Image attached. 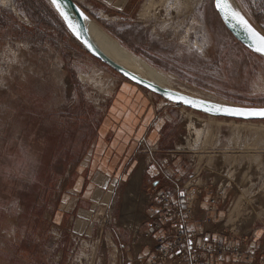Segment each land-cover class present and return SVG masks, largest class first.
<instances>
[{
  "label": "rangeland",
  "instance_id": "1",
  "mask_svg": "<svg viewBox=\"0 0 264 264\" xmlns=\"http://www.w3.org/2000/svg\"><path fill=\"white\" fill-rule=\"evenodd\" d=\"M231 2L264 34V0H246L247 8L241 0ZM213 3L145 0L128 19L79 7L124 49L173 75L178 90L194 89L237 109H264V57L228 32ZM150 42L160 45L163 61L178 74L134 51ZM105 66L75 39L48 0H0V264L111 263L101 247L92 255L86 246L99 223L71 245L57 228L37 223L58 202L67 154L81 156L98 138L102 116L84 99V83L94 67ZM181 108L177 145L194 156L190 171L207 162L218 182L231 184L218 211V231L264 248V122Z\"/></svg>",
  "mask_w": 264,
  "mask_h": 264
},
{
  "label": "crops",
  "instance_id": "2",
  "mask_svg": "<svg viewBox=\"0 0 264 264\" xmlns=\"http://www.w3.org/2000/svg\"><path fill=\"white\" fill-rule=\"evenodd\" d=\"M74 1L86 11L128 19L145 0ZM109 69L94 67L85 76L84 99L93 105L98 118L102 116L98 138L81 156L74 151L67 154L60 165L64 179L55 186L58 202L46 221H37L60 230L68 245L87 238L102 218L112 215L126 214L132 221L150 228V215L157 209L154 195L166 193L174 202H183L185 198L179 196L178 187L190 177L193 167L190 159L194 156H187L189 152L178 150L177 145L181 106ZM139 148L145 152H138ZM212 196V191L203 194L186 231L218 240L222 237L216 227L221 214L218 211L224 203L218 202L210 211ZM40 225H35L38 230ZM167 229L166 234L172 238L170 227ZM117 231L118 242L125 249L124 264H145L155 259L157 240L152 242L151 249L131 248L130 234ZM242 244L245 250L254 252L251 254L258 263L264 262L263 247ZM218 264L230 261L224 259Z\"/></svg>",
  "mask_w": 264,
  "mask_h": 264
},
{
  "label": "built area",
  "instance_id": "3",
  "mask_svg": "<svg viewBox=\"0 0 264 264\" xmlns=\"http://www.w3.org/2000/svg\"><path fill=\"white\" fill-rule=\"evenodd\" d=\"M197 169H200V164ZM197 169L191 171L190 177L178 187V191L185 193L183 202H174L166 193L154 195L152 199L156 200L157 209L150 215V228L132 221L123 213L102 218L98 222L96 238L87 241L86 246L91 247L92 255L101 247L111 260L110 264H124L125 249L118 242L117 231L123 230L131 236V248L151 249L152 242L157 240L155 259L145 264H218L224 259H229L230 264H264L258 263L252 256L254 252L245 250L242 242L232 243L226 240V235L222 232L220 239L212 240L206 239L205 234L186 231L187 222L193 218L195 207L205 192H213L210 198L212 211L219 201L225 202L231 191V184L218 182L217 176L210 172L207 162L199 171ZM168 226L172 238L166 234L169 231Z\"/></svg>",
  "mask_w": 264,
  "mask_h": 264
},
{
  "label": "bare ground",
  "instance_id": "4",
  "mask_svg": "<svg viewBox=\"0 0 264 264\" xmlns=\"http://www.w3.org/2000/svg\"><path fill=\"white\" fill-rule=\"evenodd\" d=\"M48 1L51 3V0ZM59 3H60V10H57L56 6L53 5L52 3L51 4L60 15L61 12L64 13V15H61V17L65 20L70 30L76 34H79L78 23L75 15L71 11L67 10L61 4L60 1ZM151 7L152 6L146 8V10L144 11V16H146L151 11ZM82 15L84 17L89 38L91 42L96 46V48H98V50H100L106 56H108L114 62L118 63L119 65L126 68L130 72L166 90L181 94L183 96L192 98L197 101H203L205 104L211 106L218 105L220 106V108L237 109L226 102L220 101L215 97H212L211 95L202 93L194 89L181 87V89L178 90V88L176 87V85L178 84L175 85L176 78L173 75L171 74L168 75L158 71L157 69L149 65L146 61H144L142 58H139L134 54L130 53L129 51L124 49L119 44V42H117L114 38H112L109 34H107L101 27H99L95 22L89 19V17H87L86 14L82 12ZM70 25L72 27H70ZM195 45L198 46L199 43L196 41ZM226 225L227 224H224V226Z\"/></svg>",
  "mask_w": 264,
  "mask_h": 264
},
{
  "label": "water",
  "instance_id": "5",
  "mask_svg": "<svg viewBox=\"0 0 264 264\" xmlns=\"http://www.w3.org/2000/svg\"><path fill=\"white\" fill-rule=\"evenodd\" d=\"M61 4L69 11H71L78 23V28H79V34L74 33L73 31L72 34L75 37V39L82 45V47L95 59L103 63L104 65L108 66L130 82L134 83L135 85L144 88L148 90L149 92L156 94L166 100H169L179 106H183L192 110L200 111L212 116L216 117H222L230 120H237V121H247V122H259L263 121L264 122V117L262 116H238V115H230L227 114L223 111H217L215 108H212L211 105L205 104L210 110H205V107H192L188 104H184L182 101L179 99H169V95H173L174 97H180L183 96L181 94L166 90L156 84H153L149 81H146L139 76L135 75L134 73L130 72L126 68L122 67L118 63L114 62L112 59H110L108 56H106L104 53H102L96 46L91 42L86 24L84 21V17L82 15V9L79 7V5L74 1V0H59ZM220 20L222 21L224 27L228 30V32L242 45L247 47L248 49L252 50L251 48V41L248 38L247 33L239 26L237 25L236 27H233L234 21L232 20H224L222 16L219 15ZM253 51V50H252ZM259 54V53H257ZM260 55V54H259ZM264 57V56H263ZM186 97V96H184ZM189 98V97H187ZM191 100H194L192 98H189ZM197 101V100H195ZM199 102V101H198ZM241 110H248V109H241ZM254 110H259V109H254Z\"/></svg>",
  "mask_w": 264,
  "mask_h": 264
},
{
  "label": "snow or ice",
  "instance_id": "6",
  "mask_svg": "<svg viewBox=\"0 0 264 264\" xmlns=\"http://www.w3.org/2000/svg\"><path fill=\"white\" fill-rule=\"evenodd\" d=\"M51 3L56 6L57 10H60L59 0H51ZM241 4L244 8H247L246 0H241ZM214 9L218 15L222 16L224 20H232L234 21L233 27L239 25L248 35V38L251 41V48L254 52L259 53L261 56H264V34L257 31V29L249 22V20L245 17L244 14L241 13L236 7L233 6L231 0H214L213 3ZM262 9H264V3L261 4ZM61 15H64L61 12ZM70 27H72L70 25ZM75 30V29H74ZM171 99H179L184 104H188L192 107H205V110H210L203 101H195L191 100L187 97L180 96L174 97L173 95H169L168 97ZM212 108H215L217 111H223L230 115H238V116H262L264 117V109L254 110H241V109H232V108H220L218 105H212ZM185 193L180 192L179 196L183 197ZM190 243V242H189Z\"/></svg>",
  "mask_w": 264,
  "mask_h": 264
},
{
  "label": "flooded vegetation",
  "instance_id": "7",
  "mask_svg": "<svg viewBox=\"0 0 264 264\" xmlns=\"http://www.w3.org/2000/svg\"><path fill=\"white\" fill-rule=\"evenodd\" d=\"M207 21H208L209 27L212 30V32H215L209 18H207ZM141 36H143L146 39L145 33H143V35H141ZM136 38H138V37H136ZM135 46H137V47L134 48V51L136 53H139L142 56H145L148 60L152 61V64H154L156 67H158L161 70L166 71V72L178 74L177 70L172 65H169L168 63L163 61L162 56L165 53V51L162 48L156 49V46H160L158 43L150 42L148 45L144 44V43H142V45H140V46H148L147 49H145L144 47H139L138 44ZM178 77H180V76L178 75Z\"/></svg>",
  "mask_w": 264,
  "mask_h": 264
}]
</instances>
